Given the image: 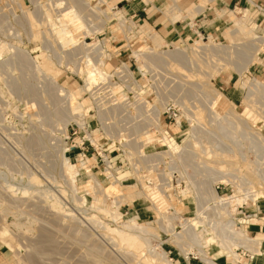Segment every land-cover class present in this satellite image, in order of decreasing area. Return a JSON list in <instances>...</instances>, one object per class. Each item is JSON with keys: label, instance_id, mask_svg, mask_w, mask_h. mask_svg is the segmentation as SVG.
<instances>
[{"label": "rangeland", "instance_id": "374dc122", "mask_svg": "<svg viewBox=\"0 0 264 264\" xmlns=\"http://www.w3.org/2000/svg\"><path fill=\"white\" fill-rule=\"evenodd\" d=\"M72 1L0 0V264H159L148 250L140 255L135 250L127 249L104 228L105 224L117 228L121 222L135 216L140 217L141 224L162 222L152 200L146 197L130 198L131 201L119 210L123 218L114 222L96 210L103 206L111 209L115 200L112 194H100L95 200L86 193L73 192L68 185L62 157L70 156L72 163L78 167L80 162L75 161L76 151L63 155V149L66 142L71 147L75 141L76 137H71V127L77 129V126L85 125L86 130L100 138L106 155L114 161L119 160V175L123 174V178L129 179L124 184L119 182L124 187L119 197L121 194L135 195V192L146 189L154 197L159 195L161 198V186L167 179H163L157 188L154 184L162 179L163 174H169L172 186L167 192L179 218L164 219L166 222L163 220L162 223L166 227L164 224L153 225L156 234L148 237L152 244L150 250L161 243L162 250L172 257L174 264H189L188 260H191L190 264H207L193 240L181 239V246L189 253L187 260L181 246L169 241L170 232H167L173 228L182 231L185 219L193 222L201 219L202 222H197L195 226L201 239L207 242L205 251L218 264H236L228 257V252L220 247L219 240L213 238L221 235V231L224 235L232 220L243 231L242 225L246 227V221L240 216V211L224 210L219 202H211L207 191L214 188L225 199L257 194L256 201L245 202L247 210L264 204V143H257L261 151L254 142L256 136L260 138L257 133L262 137L257 138L256 142L264 139V104L261 105L264 99L259 95L249 101L246 99L254 79L264 83V64L248 63L257 55L253 47L227 40L233 22L244 17L247 9L251 8V1L262 10L258 7L252 9L248 26L258 36L264 37V0H242L236 6L228 5L226 0L209 2L201 12L206 11V21L210 27L206 34L189 42L173 39H170L173 42H167L184 49L206 46L208 40H213L225 48H207L208 51L202 50L197 55L185 51L184 55L179 53L181 59L174 56V52L167 51L168 48L157 49L154 54L149 51L153 45L142 29L156 31L147 26L138 31L135 23L121 11V5L119 8L116 6L118 0H104L105 4L100 7L109 16L115 13L123 15L124 20L127 19L124 21L126 30L118 26L120 20L114 16L104 25L101 23L105 17L101 15L99 18L96 13V6H99L97 0H81L83 3L79 1V4L77 0L75 3ZM204 1L187 0L183 11L193 10L194 6ZM73 4L79 7L75 8ZM71 6L83 17L84 29L76 31L77 34L85 33V42L94 48L86 49L81 43V48L79 45L63 46L57 38L51 22L58 24L56 20L61 15L60 11L66 13ZM79 8L83 10L79 12ZM85 8L96 12L90 10L88 15ZM208 8H212L211 11ZM209 20L212 22L209 23ZM213 24L218 27L216 30L211 28ZM96 45L99 46L97 51ZM262 47L258 55L264 60ZM138 51L146 52L147 58L138 61L134 55ZM103 57L110 60L104 66L107 74L119 67L116 74L123 75L120 68L124 65L130 68L131 76H126L130 84L128 87L133 92H146L149 101L139 95L136 96L137 101L155 109L152 114L155 126L156 113L159 111L163 114L167 106L178 116V123L173 119L168 122L162 119V134H159L147 115L139 118L127 112H118L110 109L112 104L108 102L103 116L116 137L110 131L106 132L99 123V112L93 98L94 89L105 85L113 77V74L104 76L97 69ZM114 61L119 63L112 67L110 64ZM46 63L52 67L49 73L45 68ZM246 66L247 69H244ZM118 85L121 86L119 92L127 87L121 81ZM61 87L73 93L82 89L84 109L80 110V114L71 112L69 101L59 93ZM124 91L127 97L131 96L127 94V89ZM119 95H116V100H123V95ZM190 118L195 121L191 122ZM193 130H196L194 137L191 136ZM83 135L82 131L81 137ZM163 135L178 141L183 147L180 152L163 155V152L168 153L167 146L155 144V140L150 139H163ZM126 143L129 148H124ZM185 143L189 147L184 146ZM81 160L87 164L86 171H92L105 186L110 185L102 163L93 170L91 167L95 165V159ZM172 166L174 172L170 168ZM148 179L155 183L147 184ZM88 180L83 174L78 184L82 186ZM140 181L141 184L138 183ZM240 188L245 189L244 193ZM200 195L205 199H200ZM134 209H140V215ZM173 210H167L169 215L175 212ZM168 213L165 215L168 216ZM92 215L105 224H98L96 218L92 221ZM70 230L75 232L71 233ZM249 246L255 248L253 243ZM233 250L238 253L246 251L237 246Z\"/></svg>", "mask_w": 264, "mask_h": 264}, {"label": "bare ground", "instance_id": "6f19581e", "mask_svg": "<svg viewBox=\"0 0 264 264\" xmlns=\"http://www.w3.org/2000/svg\"><path fill=\"white\" fill-rule=\"evenodd\" d=\"M79 1H81V0H77L76 1L77 4L80 3ZM211 1H215V0H205L203 3H201V5L194 6L193 10L191 9V10L186 12V16H185V13L183 11V6H181L182 4L180 5V4L175 3L174 1H172V3L170 4V7L166 10L167 11L166 13H167V15L169 14L171 16L173 21H178V20L183 19V18H185L187 16H189L190 18L193 19L197 14H200L201 12H203L207 8V4L209 2H211ZM72 2L75 3V0L72 1ZM146 2H147V0H146ZM84 4H86V3L84 2ZM97 4L99 5V6H96V11L97 12L92 10V9H90V10L96 12L99 18H100L101 15H103L105 17V20H101V21H103V22H101V23H103V25L106 23L105 21H109L112 18V16H114V17H116L118 19V21L120 20V23L118 22V26L120 25L123 28V30L127 29V26L125 25V22H124L127 19L125 18L126 20H124V17H122L123 15L119 16V13H115L114 15L109 16L107 14V11L104 8L100 7L103 4H105L104 0H97ZM250 4H251V8L249 10L247 9L245 15H243L244 17L240 18V19H236L233 22V26L230 27V30L228 31L229 34H228V37H227L228 39L227 40L228 41L232 40L234 42L236 41L235 43H237V41L238 42H243L245 44H248L249 47H253L254 49H256L257 55H255V58L250 60L248 63H250V62H259L260 64H264V60L258 55L259 51L262 50L261 47L264 46V37L258 36L256 31L254 29H252V28H249V26H248V24H249L248 23V21H249L248 17H249L250 12L252 11V9L254 7H258L260 10H262V8L259 5H257L255 2H253V1H251ZM73 5H74L75 8L79 7V5L78 6L76 4H73ZM87 5L89 7L91 6L89 4H87ZM74 7L71 6L70 7L71 10H70V8H68L70 11H68L66 13L63 12L64 10L63 11L59 10L61 12V15L60 16L58 15L59 19L56 20L58 22V24L54 23V21H53V22H51V27L54 29L55 33L57 34V36H58L57 38H59L62 41V45L63 46H70V45H73V46L77 45L78 46L81 43V45H84L86 47V49H90L93 45L85 42V38H86V36L84 35L85 33L77 34V32H76L78 30H83L84 29V25H83V20L81 19L83 17H80V13H78L76 10L74 11V9H73ZM89 7H88V9H89ZM80 9L81 8H79V10H78L79 12H80ZM85 9H86L87 14H88V11H90V10H87V8H85ZM82 10L83 9H81V11ZM101 29L102 28L100 27L99 30H101ZM142 30L147 33L148 40L153 45L152 47L149 48V51L153 52V54H154L157 51V49L168 48L169 50H167V51H170L171 53L174 52L173 53L174 56H176L178 59L179 58L181 59V57H178L179 53L184 55L185 51H189L190 53L197 55L196 53H198L200 51L202 52V50L203 51L204 50L208 51L207 48H220L221 46H223L220 43L218 44L217 42H215L213 40H208L206 42V46L197 45L196 47H193V48H184V49H182L179 46L175 45L174 43L169 44L157 32H153V31H151V30H149L147 28H144ZM129 31H131V28H130ZM88 33H89V31H88ZM88 33H86V34H88ZM80 36L82 37L81 39L79 38ZM55 40H57V39H55ZM96 46L95 47H96V51H97V50H99V46L98 45H96ZM79 47L81 48L80 45H79ZM172 47H174V49H172ZM93 48H94V46H93ZM100 52H101V50H100ZM165 52L166 51H164V54H165ZM93 53H91V54H93ZM102 53L103 52H101L100 55H102ZM171 53H169V55ZM175 53H178V55H176ZM91 54H90V56H91ZM146 54H147L146 52H139V51L138 52H134V55L136 56L138 61L145 60L147 58ZM228 54H230V53L228 52ZM98 58H99V56H98ZM107 58H108V56H107ZM107 58L103 57V60L100 61V63L98 64V67H97V69L100 70V72H102L104 76H109L108 75L109 73L107 74L104 71V66L106 64V59ZM186 59H188V57ZM189 60H190V58H189ZM23 61H21V62H23ZM193 63H194V61H193ZM45 68L47 69L48 73L52 71V67H51L50 64L46 63ZM244 69H247V66ZM120 70H121L122 73H124L125 76H128V75L131 76V70H130V68L128 66L124 65V67L122 69L120 68ZM191 89H190V91H191ZM187 91H188V89H187ZM193 91H194V89H193ZM59 93L61 94V96H64L69 101V108H70L71 112H73L75 115L76 114L78 115V114L81 113L80 110L84 109V105H83L84 99L81 100V96L83 94L82 89L81 90H77V91H75L73 93V92H70L69 90H66V89L61 87V88H59ZM257 95L262 96L263 99H264V83L259 81V80H257V79H254L250 83L246 99L249 101V99H252L253 97L256 98ZM257 100H259V98ZM257 100L255 99L254 101H257ZM252 103H253V100H252ZM260 103H261V101H260ZM262 104H264V103L262 102L261 105ZM156 114H157L156 115V118H157L156 128L161 133L162 130L160 128V120H159L160 112L158 111ZM231 114H233V112H231ZM193 120L194 119H191V122L195 121V120L194 121ZM263 120H264V116H263ZM80 123L82 124L83 122H80ZM195 131L193 130L191 136H193V133H194V136H195ZM257 134L260 135V138L262 137L261 134H259V133H257ZM253 137H255L254 134H253ZM256 137L258 139H260L258 136H256ZM88 138L92 139L91 135H89ZM150 139L153 140V141L155 140V144L163 143V144H165L167 146V149H168L167 152L168 153H164L163 152V155H165V154H173V153L178 152V151L180 152V150L183 148L178 141H176L174 138H170V137H168L166 135H163V139H159V138H150ZM255 140H254V142L256 143V146H257L258 142L259 143L260 142L264 143V139L263 138L261 139V141L257 140V142H256ZM185 145H186V147H189V146H187L186 143L184 144V146ZM263 146H262V149L264 148ZM257 147H256L257 149L261 150L260 149L261 146H260V148H259V145ZM70 148L71 147L68 145V142H66L65 143V148L63 149V155ZM184 149H186V148L184 147ZM261 151H263V150H261ZM262 153H264V152H262ZM263 156H264V154H263ZM81 158H82V156H80L78 158V161L80 162V166L78 167L77 164L75 165V164L72 163L71 159L67 155L64 156V158L62 157V159L64 160V161L62 160L64 162V165L62 164V167L64 166L63 168H64V174H65V175L64 174L63 175L65 176V178H66V180L68 182V185L70 186L72 191L75 192V193H79V192L86 193L88 195L93 196L95 198V200H97V198H98L97 196L100 195V194L107 195V194L110 193V194H112V196H114L115 200L112 201L113 202V207L111 209L103 208L104 206L102 208L99 207V208L96 209L99 213L104 215V217L106 216L108 218H111L114 222H119V220L123 218L122 217V213L119 211L121 206L126 205L129 201H131L130 198H132V199L134 198L135 199V198H145L146 197V198L152 200L151 202L154 203L153 204V205H155L154 208L160 214V216L162 218V222H163L164 219L167 221L168 219L169 220H177L179 218V215H178L177 211H175L174 213H172L170 215L167 212L168 209H174V205L171 202V199H170L169 195L167 194V191L165 190L167 188V186H168V182H166L163 186H161V192L163 193L161 198H160L159 195L154 197V195L151 193V191L146 190V189H144V190H142L140 192H135V195L131 194V195L128 196V195H125V194H121L120 197H119V192H122L124 187L120 186L121 184H119V182L117 180L110 179L111 183H110V185L108 184L109 185L108 186L109 188H108L107 186L104 185V183L101 182V180L98 177H96V175L92 171H89V170L86 171V172L89 174L90 179L87 182H85L82 186H80L78 184V176L80 175L81 170H83V169L85 170L86 165H87L86 162L81 160ZM263 159H264V157H262V160ZM260 167H261V165H260ZM207 182L208 181H206V183ZM241 190H243V193H244L245 189L242 188ZM208 191H207V194L209 193L208 195H210L209 197H210V199H212L211 202L212 201L213 202H219L222 205V208H224V210L225 209H229V210L235 209L237 212H239L238 208L243 206L245 204V202H247L248 200L256 201V199H257L256 196H255L257 194H255V195L253 194V196L252 195H250V196L247 195L246 197H233V198H230V199H225V198L221 197L220 195H218L217 192H216V189H214V188L210 189ZM248 192L250 193V191H248ZM201 197L204 198L203 196L200 195L199 198L201 199ZM157 198H158V200H157ZM105 201H106V199H104V202ZM198 201H199V199H198ZM204 202L205 201L203 200L202 203L204 204ZM199 204L201 205V202ZM205 204H207V203H205ZM165 205H166V207L164 208ZM200 205L198 207L199 211L201 209ZM202 207H203V205H202ZM166 213H168V216L165 215ZM65 216H72V215L71 214H66ZM59 218H60V220H62L60 216H59ZM67 218H69V217H67ZM95 218H96L95 215L91 216V220L95 219ZM97 218L95 219L97 221V223L98 224L101 223L100 222L101 220L97 219ZM92 221H94V220H92ZM96 221H95V223H96ZM199 221L202 222L201 219ZM199 221H197V222H199ZM162 222L160 220H158V221H153V222H149V223L145 222V223L141 224V223H139L138 216H135L133 218L131 217L126 222L125 221L121 222V225L119 227H117V228H112L109 225H106L104 222H102V223H103V225L105 224L104 228H106L107 232L115 235L119 239V241H121V243L124 246H126L127 249L135 250L136 252L140 253V255H142L144 253V251L148 250L150 252L152 258H154V260H156L159 264H174L173 259L171 257H169L167 255V253L164 252V250H162V248H161L162 244L161 243L158 244V246L156 245L157 247L154 246L153 249L150 250V248L152 247V244L150 243V240H149L148 237L149 236L151 237L154 234H156V232L154 231L156 228L153 227V225L154 224H158V225L161 226L162 224H164V226L166 227L167 225H165V223H162ZM197 222H193V221L185 219V221L183 222L184 225L183 226L181 225L183 227L182 231H178L177 229H174V228L170 229V230H167V232H170V235H169V233H167L169 235V237H170L169 241H172L173 243H177L178 246H181V239L193 240L194 243H196L198 245V247H199V253H200V256H201L202 260L204 262H206L207 264H217V260H215L211 256H209V254L205 251V249L207 247V245H206L207 242H205L204 240L201 239L200 233L197 231V228L195 226V224ZM209 222L211 223V221H209ZM166 224H168V223H166ZM164 226H162V228L161 227L160 228L163 229ZM213 226H214V224H213ZM218 227H219V225H218ZM223 227L225 229V226H223ZM211 228H213V227H211ZM72 230H70L71 233L73 232ZM164 230H165V228H164ZM219 230L221 231L222 228L219 229ZM219 230H217V231H219ZM217 231H215V232H217ZM223 232H225V231H223ZM220 233H221V235L220 234L219 235L216 234L217 236L214 237L213 239H218L219 240L220 247L228 252V257L232 258L233 259L232 261L234 263L239 259V254L233 250V247H235V246H237V247L238 246L245 247V246H248V244L250 245V243L256 244L255 240H253L252 238L247 236L244 233V231L238 229L237 223H236L235 220H232V221H230L228 223L227 232L224 233L225 236L222 234V231ZM190 235H191V237H189ZM47 239H49V238H47ZM51 240H52V238L49 241H51ZM181 249L183 250V252H185V257L188 259L189 253L187 252V250L184 249V247H182V246H181ZM257 251L258 250H256V252Z\"/></svg>", "mask_w": 264, "mask_h": 264}, {"label": "built area", "instance_id": "2783aa9c", "mask_svg": "<svg viewBox=\"0 0 264 264\" xmlns=\"http://www.w3.org/2000/svg\"><path fill=\"white\" fill-rule=\"evenodd\" d=\"M106 61L108 63L110 60H106ZM118 68L119 67H116L114 70L109 72V74H113V77L108 79V82H106L105 85L101 84V86L94 89V91H93V94H95V95H93V98L96 102L97 109L99 112V117H100L99 123H100V125H102V127L104 128V130L106 132L110 131L109 130L110 125H108L106 123L107 120H106L105 115L103 116V114L105 112V107H106L105 104L109 102L110 104H112L109 106V108L112 110H116L118 112L122 111L123 113L127 112V113H130L131 115H133L135 117H139V118L145 117L147 115V118L152 121V125L154 126V128H156L155 123H154V119H153V115H152L155 109L150 107V106H147L145 103H141V102L137 101V97H136L137 95L143 96V98L146 99V92L143 93L141 90L133 92L132 90H130L128 87L130 84L127 82L128 78L124 74L123 75H120L119 73L116 74V71ZM134 79L136 80L135 75H134ZM119 81L127 84L126 85L127 87H123V88H124V90L127 89V94L131 95L130 97L129 96L127 97L125 95L124 90L119 92V88H121V86L118 85ZM136 82H138V81L136 80ZM116 85H118V86H116ZM117 93L120 95H123V100H118V99L116 100V97H117L116 95H118ZM146 100L149 101L148 99H146ZM120 102H123V103H120ZM99 107H101V110H99ZM177 117L178 116L176 115V113H172V108H170V106H167L164 108L163 114H159L160 124H162V119L165 120L166 122L171 121L172 119L174 121H177L178 120ZM102 119H104V123H103ZM177 123H178V121H177ZM85 126L84 127L77 126V129H74V127H71L72 128L71 137H76V138H75V141H73V143L71 144V148L66 152V154H71L72 151H76V153H75L76 163H78L77 161H78V158L80 156H82V158L86 159V160L89 158L95 159L96 164L91 167L93 170L96 169L100 163H102V165L104 166V172H105V174H107V176H106L107 179H109V180L115 179L118 182H121L122 184H124L129 179L123 178L122 177L123 174L119 175V171L121 169V165L119 164V160L114 161L112 158L108 157L106 155L105 150H104V148H105L104 144L101 143V140H99L100 138L97 139L96 138L97 134L90 133L89 130H86ZM105 127H107V128H105ZM161 127H162V125H161ZM82 131L84 132V135L81 137ZM157 132H159L158 129H157ZM88 134L91 135L92 139L88 138V136H87ZM160 134H162V133H160ZM112 135L115 136L113 133H112ZM113 138L114 137H112L110 139H113ZM119 138H120V136H119ZM125 147L129 148L127 143L124 144V148ZM128 153H130V152H128ZM170 168L173 172L175 171V168L173 166ZM82 173L90 179L89 174L84 169L81 170V173L78 176V179L82 177V175H83ZM165 178L167 179V182H168V186L165 189L167 191V189L172 186V183H171L172 180H170L169 174H163L162 179L157 183L153 182V180H151V179H148L147 184L153 185L155 183L154 184L155 188H157L159 185H161L163 183V179H165ZM138 183L141 184V181ZM180 184H182V183H180ZM167 194H168V192H167ZM220 208H222L221 205H220ZM174 211H175V208H174ZM238 211L241 212L240 216H242V218L246 222L251 220V218L253 217V215L247 211V203H245L243 206L239 207ZM256 216H257V214L254 215V217H256Z\"/></svg>", "mask_w": 264, "mask_h": 264}, {"label": "crops", "instance_id": "0c3cea01", "mask_svg": "<svg viewBox=\"0 0 264 264\" xmlns=\"http://www.w3.org/2000/svg\"><path fill=\"white\" fill-rule=\"evenodd\" d=\"M172 1L180 5L182 4L181 6H183V8L187 4V0H147V2L146 0H118L116 6L119 8V5H121V11H123L125 15L130 18L132 23H135L138 31L139 28L147 26L158 32L163 38H165L166 41L169 42H173L170 41V39L189 42L192 41L193 38L201 37L207 33L209 26L206 21V11L197 15L194 19L187 16L178 21H173L172 18L166 15V8L170 6ZM193 1L194 0H192V2ZM226 1L228 5L236 6L242 0ZM211 9L212 8H208V11H211ZM184 13L186 16L185 10ZM211 22L212 21L209 23ZM212 27H214V24L211 28ZM214 28L216 30L218 27L215 26ZM118 63L119 62L114 61L110 65L113 67V65L116 66ZM254 207L255 208H249L247 210L253 215V217L251 220L246 222V227L242 225V228L243 231L246 228V233L250 236V238L255 240V248H252L249 245L245 247L238 246L245 248L246 251L237 252L239 254V259L235 262L236 264H264V204ZM134 210V212L139 214L140 209ZM256 214L257 216L254 217ZM256 250L258 251L256 252ZM187 262L190 264L191 260H188Z\"/></svg>", "mask_w": 264, "mask_h": 264}]
</instances>
